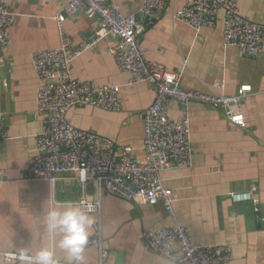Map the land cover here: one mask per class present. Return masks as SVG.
<instances>
[{
    "label": "crops",
    "instance_id": "0c3cea01",
    "mask_svg": "<svg viewBox=\"0 0 264 264\" xmlns=\"http://www.w3.org/2000/svg\"><path fill=\"white\" fill-rule=\"evenodd\" d=\"M16 14L10 44L4 50L9 61L11 94L0 79L2 128L8 139L0 140V264L2 253L29 256L52 242L41 232L45 203L80 202L82 188L72 174L60 175L53 184L35 180L30 172L41 131L35 112L39 81L32 55L57 48L60 35L55 17L69 0H8ZM194 0H167L166 8L150 21L140 14L143 0H109L124 16L136 15L144 27L142 38L150 62L160 63L180 75L185 90L236 95L241 86L252 93L242 103L246 127L230 123L222 111L205 105L169 104L173 120L187 117L191 125L190 164L177 171H165L164 184L175 195L174 214L162 203L129 202L103 193L96 182L86 187L88 200L102 203L95 217L85 253V264H98L99 241L110 252L109 264H174L150 251L144 232L174 226L187 229L198 246L226 245L233 253L227 264H264V56L250 59L224 44V14L212 28L195 30L176 21L178 9ZM243 17L264 26V0H236ZM152 19H155L152 22ZM99 27L96 19L77 12L65 21L75 47L90 40ZM117 40L108 37L73 62L72 72L80 81L94 86H119L122 108L118 112L97 108L70 111L69 121L77 128L97 133L121 148L130 146L139 161L145 160L143 114L155 95L149 83L127 86L129 74L121 72L111 54ZM7 95V96H6ZM14 114L6 120V108ZM257 186L258 203H234L230 193ZM60 264L66 254L56 249ZM15 264H29V261Z\"/></svg>",
    "mask_w": 264,
    "mask_h": 264
},
{
    "label": "built area",
    "instance_id": "2783aa9c",
    "mask_svg": "<svg viewBox=\"0 0 264 264\" xmlns=\"http://www.w3.org/2000/svg\"><path fill=\"white\" fill-rule=\"evenodd\" d=\"M59 1V0H54ZM167 0H143L140 14L144 17L160 15ZM77 12L96 19L99 27L94 36L75 47L67 34L65 21ZM224 14L223 31L226 47H234L250 59L264 56V26L243 17L236 0H194L174 15L195 30L214 27L219 14ZM16 14L8 0H0V68L4 64V50L10 44V31ZM60 35L57 48L38 50L32 61L39 86L36 90L35 112L40 117L41 131L36 135V149L31 157L30 172L35 180L55 183L57 177L74 175L82 188L79 204L85 211L100 212L102 203L88 200L86 187L96 182L98 194L103 193L139 204L162 203L167 214H174L175 195L164 184L165 171L187 167L193 156L191 125L187 117L173 120L169 104L176 101L184 106L205 105L223 112L225 118L242 128L246 120L242 103L252 93L251 86H241L233 96L185 90L178 73L160 63L149 61L143 46L144 27L136 15L124 16L120 7L109 0H69L54 18ZM112 37L117 45L111 50L118 69L129 74L127 86L149 83L153 86L154 101L143 114L145 160L139 161L130 146L120 149L97 133L74 126L68 118L71 110L97 108L118 112L122 108L120 87L94 86L78 80L72 66L75 59L92 50L102 40ZM0 112V139H8L3 130ZM87 180L80 181L81 172ZM257 186L246 191H234V203H258ZM147 248L174 264H227L233 259L226 245H195L183 226L144 232ZM6 264L29 261L18 253H2ZM110 252L99 241L98 264H109ZM60 264V263H59Z\"/></svg>",
    "mask_w": 264,
    "mask_h": 264
},
{
    "label": "clouds",
    "instance_id": "9594fccd",
    "mask_svg": "<svg viewBox=\"0 0 264 264\" xmlns=\"http://www.w3.org/2000/svg\"><path fill=\"white\" fill-rule=\"evenodd\" d=\"M86 180V172L82 171L80 181L84 183ZM41 218V234L53 246H41L30 254L29 264H59L57 248L66 254L65 264H85L95 217L77 202L58 203L49 199L43 207Z\"/></svg>",
    "mask_w": 264,
    "mask_h": 264
},
{
    "label": "water",
    "instance_id": "95a60500",
    "mask_svg": "<svg viewBox=\"0 0 264 264\" xmlns=\"http://www.w3.org/2000/svg\"><path fill=\"white\" fill-rule=\"evenodd\" d=\"M146 21H150V17H145ZM155 19H152V22H154ZM10 67H9V61L5 57L4 64L0 68V79L4 82L5 87L7 88V94H11V81H10V73H9ZM7 96V95H6ZM14 107L12 104L9 105L8 108H6V114L7 116L4 117L6 120V124L8 123V119L14 114ZM5 130V129H3ZM6 131V130H5ZM1 140V139H0Z\"/></svg>",
    "mask_w": 264,
    "mask_h": 264
},
{
    "label": "bare ground",
    "instance_id": "6f19581e",
    "mask_svg": "<svg viewBox=\"0 0 264 264\" xmlns=\"http://www.w3.org/2000/svg\"><path fill=\"white\" fill-rule=\"evenodd\" d=\"M143 25V24H142Z\"/></svg>",
    "mask_w": 264,
    "mask_h": 264
}]
</instances>
